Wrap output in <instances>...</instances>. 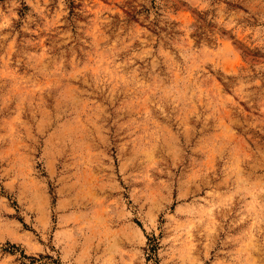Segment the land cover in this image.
Returning a JSON list of instances; mask_svg holds the SVG:
<instances>
[{"label":"rangeland","instance_id":"rangeland-1","mask_svg":"<svg viewBox=\"0 0 264 264\" xmlns=\"http://www.w3.org/2000/svg\"><path fill=\"white\" fill-rule=\"evenodd\" d=\"M0 264H264V0H0Z\"/></svg>","mask_w":264,"mask_h":264}]
</instances>
